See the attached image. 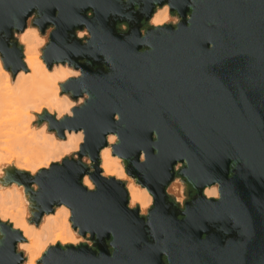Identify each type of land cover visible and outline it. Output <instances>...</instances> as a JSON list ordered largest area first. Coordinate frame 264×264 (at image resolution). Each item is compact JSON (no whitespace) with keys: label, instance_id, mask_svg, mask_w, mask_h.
<instances>
[{"label":"water","instance_id":"95a60500","mask_svg":"<svg viewBox=\"0 0 264 264\" xmlns=\"http://www.w3.org/2000/svg\"><path fill=\"white\" fill-rule=\"evenodd\" d=\"M164 4L177 23L141 32ZM30 16L40 33L52 27L45 65L79 71L60 92L85 95L70 115L43 111L38 121L57 137L81 131L82 139L75 159L33 176L9 171V179L28 190L30 221L63 204L91 241L49 245L38 262L264 264V0H0V59L12 73L22 67L12 32ZM82 28L84 42L75 36ZM108 134L116 136L111 154L151 195L143 216L98 167ZM176 176L194 191L182 208L165 192ZM212 184L217 197H205ZM0 234V264H20V231L0 221Z\"/></svg>","mask_w":264,"mask_h":264},{"label":"bare ground","instance_id":"6f19581e","mask_svg":"<svg viewBox=\"0 0 264 264\" xmlns=\"http://www.w3.org/2000/svg\"><path fill=\"white\" fill-rule=\"evenodd\" d=\"M168 19V8L164 4L154 7L148 22L151 26H158ZM26 27L17 33L24 31L16 39L21 46L22 67L12 73L9 68L2 66L0 60V164L9 165L14 162L16 169L29 171L32 176L37 168L48 167L50 163L60 161L59 157L75 153L82 133L64 131L63 137L60 138L47 132L45 124L39 128L31 125L33 112L39 113L42 108L48 113L55 111V118H60L63 114L70 115L74 102L68 97V93L60 94V84L69 77L78 76L79 71L61 63L45 66L39 51L44 38L40 37L34 26ZM80 97H77L78 102ZM115 142V134L106 135L107 145L98 152V167L103 176L127 180L121 163L123 159L112 155L108 147V144ZM178 178L186 189L187 182ZM81 183L87 189H92V183L86 175L82 176ZM0 184L5 185L0 186V221H5L11 228L19 230L23 238L16 243V248L24 254L20 264H36L37 258L47 245H75L82 241L71 227L69 209L66 206L54 205L51 212L42 214L40 221H30L27 219L29 192L26 187L10 181L8 170ZM177 188L171 186V191H167L177 192ZM125 190L127 205H136L143 213L151 202L149 192L130 179ZM202 192L205 197H217L215 184L204 186Z\"/></svg>","mask_w":264,"mask_h":264},{"label":"rangeland","instance_id":"374dc122","mask_svg":"<svg viewBox=\"0 0 264 264\" xmlns=\"http://www.w3.org/2000/svg\"><path fill=\"white\" fill-rule=\"evenodd\" d=\"M168 13H169V11H168ZM32 18H33V16H30V17H28L27 18V20H26V25H25V27L27 26V27H32V28H34L33 27V25L31 24V20H32ZM178 21V18H177V15L176 14H170L169 13V19L166 21V22H164V23H168V24H171V25H174V23H176ZM164 23H162V24H164ZM149 26H151L150 25V23L148 22V21H146V22H144L143 24H142V27H141V32L146 28V27H149ZM26 27V28H27ZM36 28V27H35ZM124 28H125V25H123V24H119L118 25V29L120 30V31H123L124 30ZM36 30H37V28H36ZM51 30V27H47L45 30H44V32L43 33H40L38 30H37V32H38V34L40 35V37L43 39L42 40V43H41V46H40V48H39V51H40V55H41V49L45 46V44L47 43V40H48V34H49V31ZM24 32V31H23ZM22 32V33H23ZM18 32H16V31H13L12 32V37H13V39H14V41H16L17 42V38H18V36H20V34H22V33H20V34H17ZM75 33H76V36L78 37V38H80L81 40H83V38L84 37H87L88 36V34H87V32H86V30L84 29V28H82V29H80V30H76L75 31ZM81 34V35H80ZM78 35H80V37L78 36ZM17 44L18 45H20L19 44V42H17ZM1 60V59H0ZM43 61V60H42ZM2 62V61H1ZM44 65H45V63H44ZM2 66H3V64H2ZM46 66V65H45ZM4 68V67H3ZM60 94H61V92H60ZM68 97H70L69 95H68ZM81 98V100L78 102V99L76 98V99H73V102H74V105L73 106H77V105H80L82 102H83V98H85V95H82V97H80ZM43 111H46V109H41L40 111H39V113L38 112H33V120L31 121V125L32 126H35V128H39L40 126H42L43 124H45L46 125V128H47V124H46V122L45 121H41V122H39L38 121V115L39 114H41ZM47 112V111H46ZM50 114H52V115H56V113H55V111H52ZM62 116H64V114L63 115H61L60 117H62ZM34 122V123H33ZM45 128V129H46ZM46 131L47 132H50V133H53V134H55V132L54 131H51V130H48V129H46ZM56 136V135H55ZM57 139H59V138H57ZM63 140V139H62ZM111 145V144H110ZM110 145L108 144V147H110ZM110 153H111V149H110ZM63 158L64 157H67V158H71V159H75L76 158V155H75V153H69V154H66V155H64V156H62ZM62 157H59L60 158V161H61V159H63ZM84 159V160H83ZM81 162H83L84 164H86L88 167H89V161H88V158L86 157V156H83V157H81ZM60 161H58V162H60ZM57 162V163H58ZM47 163V162H46ZM45 163V164H46ZM53 163H55V162H53ZM122 163V165H123V170H124V162H121ZM51 164V163H50ZM49 164V165H50ZM49 165H48V167H49ZM48 167H45V168H48ZM179 167V164H176L175 165V169L176 168H178ZM42 168H44V167H39V168H37L36 169V171L38 170H40V169H42ZM15 171V170H17V171H20L19 169H16L15 167H14V162H10L9 163V165L7 164V165H5V164H0V182L2 181V179H3V177H4V174L6 173V171ZM22 171V170H21ZM36 171H34V173L32 174V176L33 175H35L37 172ZM22 172H25V173H27L28 175H30L31 176V174L29 173V171H25V170H23ZM124 173H125V170H124ZM126 174V173H125ZM87 176V175H86ZM126 176H127V180L124 178V179H117V180H119V181H121L122 182V184H123V186H124V188L126 187V184H127V182H128V179H130V180H132L135 184H136V181L134 180V178H132V177H130L129 175H127L126 174ZM82 184V183H81ZM176 184V185H175ZM2 184H0V186H1ZM2 186H5V185H2ZM171 186H174V187H178L177 189V192L175 191V192H170L171 191ZM30 187L34 190V191H36V189H37V186L34 184V183H31L30 184ZM23 188V187H22ZM92 189H93V184H92ZM167 190H170V191H167ZM192 191V189L190 188V187H187L186 189H185V187H184V184H183V182H181L180 181V179L176 176V177H174L173 179H172V181L167 185V187H166V189H165V192H166V194H167V196H169V197H173L176 201V203H177V205H178V207L179 208H181L182 207V205H183V203H184V201L189 197V194H190V192ZM175 193V194H174ZM203 193V192H202ZM176 195H178V197H176ZM27 198V197H26ZM29 202V203H28ZM27 207H28V209H27V219L28 220H30L31 218H33V215H32V213L33 212H35V209L32 207V205H34V203L33 202H31V201H29V196H28V201H27ZM151 206V202H150V204H148V206H147V208H145V210L143 211V213L142 212H140L139 211V209H138V211H139V214L140 215H145L146 214V211H147V209L149 208ZM130 207H137L136 205H133V206H130ZM138 208V207H137ZM145 212V213H144ZM41 218V217H40ZM40 218L38 219V221H40ZM43 220V219H42ZM42 220H41V222H40V224L42 223ZM37 221V222H38ZM5 222V221H4ZM39 224V225H40ZM75 232H76V230H75ZM76 235L78 236V237H80L81 238V242L82 243H85V244H87V245H91V241L90 240H88V238H87V235L85 236V237H81L80 235H78L77 234V232H76ZM0 238H1V234H0ZM78 243H80V242H78ZM66 244H69V243H66ZM66 244H63L62 246H64V245H66ZM49 245H47L46 247H45V249L48 247ZM44 249V250H45ZM15 251L16 252H21V254H22V256H23V259H24V254H23V252L21 251V250H19V249H17L16 248V245H15ZM42 254V253H41ZM41 254H40V256H41ZM40 256L37 258V260H36V264H40L39 262H38V260H39V258H40Z\"/></svg>","mask_w":264,"mask_h":264},{"label":"flooded vegetation","instance_id":"af4514ba","mask_svg":"<svg viewBox=\"0 0 264 264\" xmlns=\"http://www.w3.org/2000/svg\"><path fill=\"white\" fill-rule=\"evenodd\" d=\"M163 8V7H162ZM159 9V8H158ZM169 13L170 14H175L173 11H169ZM177 18H178V16H177ZM178 20H179V18H178ZM142 22V24L144 23V21H141ZM177 23V22H176ZM176 23H174V25L176 24ZM121 24H123V25H125V28H124V30L123 31H125V30H127V28H128V26H127V24L126 23H121ZM168 24V23H167ZM161 25V24H160ZM171 25V24H170ZM174 25H172V26H174ZM49 27H51V26H49ZM51 29H52V27H51ZM143 32V31H142ZM75 36H76V33H75ZM77 37V36H76ZM78 38V37H77ZM82 42H84L83 40H82ZM194 196V191H191L190 192V194H189V197L184 201V202H186V201H188V200H190L192 197ZM182 207H183V205H182ZM181 207V208H182ZM180 217V216H179Z\"/></svg>","mask_w":264,"mask_h":264}]
</instances>
